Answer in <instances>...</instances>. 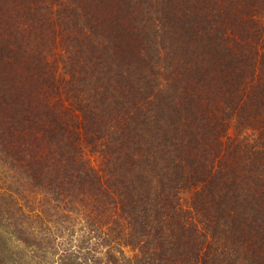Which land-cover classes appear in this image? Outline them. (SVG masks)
Segmentation results:
<instances>
[{
  "label": "trees",
  "instance_id": "trees-1",
  "mask_svg": "<svg viewBox=\"0 0 264 264\" xmlns=\"http://www.w3.org/2000/svg\"><path fill=\"white\" fill-rule=\"evenodd\" d=\"M0 264H264V0H0Z\"/></svg>",
  "mask_w": 264,
  "mask_h": 264
}]
</instances>
